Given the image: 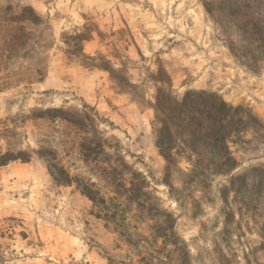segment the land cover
<instances>
[{"label":"rangeland","instance_id":"rangeland-1","mask_svg":"<svg viewBox=\"0 0 264 264\" xmlns=\"http://www.w3.org/2000/svg\"><path fill=\"white\" fill-rule=\"evenodd\" d=\"M158 88L239 106L233 160ZM4 154L0 264H264V0H0Z\"/></svg>","mask_w":264,"mask_h":264},{"label":"trees","instance_id":"trees-1","mask_svg":"<svg viewBox=\"0 0 264 264\" xmlns=\"http://www.w3.org/2000/svg\"><path fill=\"white\" fill-rule=\"evenodd\" d=\"M31 11L34 15H36L34 8H31ZM23 17V13L19 14L18 16L8 17V28L6 29L8 33L5 36L4 48L9 53L15 51L18 46L24 43L23 32H20V28L22 29V27L16 26L17 24H15L18 19ZM78 39L81 42L85 38L78 37ZM161 74L164 75V72L160 69L157 75L160 80H162V78H160L162 76H159ZM155 99L156 109H159L165 115V118H169L170 120H174L176 122L178 121L181 127V134L186 133L191 137V140L198 142L195 147L202 145V147L205 149L207 147V140L219 143V145H222L221 151L226 154L225 160H233V152L231 151L230 146L231 144L235 143V140L228 139V130L226 127L229 128L230 125L235 129L232 130L233 133L234 131L239 133L241 125L240 123L242 122V119L238 116L240 109L239 106L231 105L216 93L205 91H188L183 95L182 98H176L162 88H158ZM163 120L164 119L162 116H158V121L161 123V126L157 130L158 140L160 142L166 141L167 139L173 137V134L169 131V126L164 124ZM174 121L172 122L175 123ZM237 125L239 126L237 127ZM216 135H218L217 140L213 139V137ZM161 152L164 154L168 162L171 161L170 153H166L163 150H161ZM202 152L203 151H199V154ZM8 157L9 156L6 154L2 155L0 158V163H6ZM220 160L222 161L224 159L221 157ZM197 161L202 162V159L200 158ZM126 166H128V163L122 160L120 167L124 168ZM117 167H119V164L112 168L111 173H113L114 176L113 178L109 179L110 183L115 182L117 177H119L118 175L120 174L118 172H122V170ZM125 183L126 180L124 179L120 180V182H118L116 185L119 186L121 190L123 189L122 187L125 186ZM133 185L137 186L139 185V182L133 183ZM84 187L85 186L82 187V191L87 195H90L89 190L85 189ZM120 190H117V192ZM90 197L94 198V196L91 195ZM120 206L121 203H115L113 211L114 215L116 213L118 214L119 211H124V209Z\"/></svg>","mask_w":264,"mask_h":264}]
</instances>
